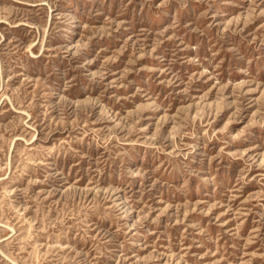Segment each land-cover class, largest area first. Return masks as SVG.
I'll use <instances>...</instances> for the list:
<instances>
[{
	"label": "rangeland",
	"instance_id": "374dc122",
	"mask_svg": "<svg viewBox=\"0 0 264 264\" xmlns=\"http://www.w3.org/2000/svg\"><path fill=\"white\" fill-rule=\"evenodd\" d=\"M0 264H264V0H0Z\"/></svg>",
	"mask_w": 264,
	"mask_h": 264
}]
</instances>
